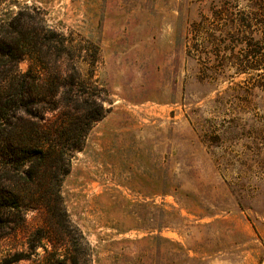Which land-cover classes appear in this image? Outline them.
I'll return each mask as SVG.
<instances>
[{
    "label": "rangeland",
    "instance_id": "1",
    "mask_svg": "<svg viewBox=\"0 0 264 264\" xmlns=\"http://www.w3.org/2000/svg\"><path fill=\"white\" fill-rule=\"evenodd\" d=\"M204 4L2 3L38 34L14 66L37 78L24 141L57 150L85 126L59 180L66 231L45 206L48 166L26 181L0 171V202L22 199L0 209V264H264V58Z\"/></svg>",
    "mask_w": 264,
    "mask_h": 264
},
{
    "label": "trees",
    "instance_id": "2",
    "mask_svg": "<svg viewBox=\"0 0 264 264\" xmlns=\"http://www.w3.org/2000/svg\"><path fill=\"white\" fill-rule=\"evenodd\" d=\"M0 0V171L9 178L16 176L19 181L31 180L33 173H39L48 166V186H46L45 206L50 214L52 223L62 231L68 228V219L61 206V198L59 194V180L62 174L67 172L69 165L68 154L69 147H73L80 138L82 128L80 127L77 136L73 141L61 145L57 150H51L43 145L41 139L28 143L24 141L23 122L17 116L19 112L32 115L31 111L26 108L22 99L26 92L27 83L34 82L37 78L27 70L24 73H17L14 66L26 53L35 54L39 51L38 34L36 28L28 29L23 22L25 13L21 8L12 15L10 11H2V3ZM209 8L212 4L216 5L218 12L214 14V19L218 20L223 27L234 28L241 26L248 28L244 30L245 38L249 41L248 52L246 56L257 57L259 61L264 58V43L261 44L259 38L255 36L264 35V0H202ZM243 2L246 10H239L236 6ZM204 4V5H205ZM26 8V7H25ZM261 26L262 31L258 33L251 29L252 26ZM30 27V26H29ZM226 34L225 29L221 31ZM242 34V31H236L235 34ZM228 34V33H227ZM213 35H209L208 39L203 41L204 49L213 41ZM254 40V41H253ZM10 77L8 81L5 78ZM6 81L7 84L2 83ZM86 110L85 107H80ZM100 108V107H99ZM77 109V108H76ZM35 116V115H32ZM97 112L85 115V119H97ZM34 125V123H32ZM58 144V143H57ZM52 154V155H51ZM51 159L52 162L47 163ZM27 164V168L23 165ZM10 173H13L10 174ZM23 173V175H22ZM22 199L17 193L13 195L11 200L0 202V209L7 210L13 208L15 210L22 207ZM8 209V210H9ZM1 228V227H0ZM3 232V231H2ZM0 232V234H2ZM23 258L22 253H15L9 260L16 261Z\"/></svg>",
    "mask_w": 264,
    "mask_h": 264
}]
</instances>
